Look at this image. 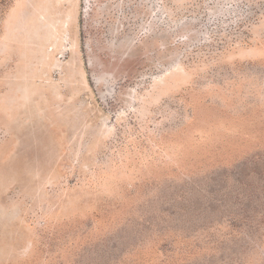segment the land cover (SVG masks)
<instances>
[{
  "label": "rangeland",
  "instance_id": "1",
  "mask_svg": "<svg viewBox=\"0 0 264 264\" xmlns=\"http://www.w3.org/2000/svg\"><path fill=\"white\" fill-rule=\"evenodd\" d=\"M0 264H264V0H0Z\"/></svg>",
  "mask_w": 264,
  "mask_h": 264
},
{
  "label": "flooded vegetation",
  "instance_id": "2",
  "mask_svg": "<svg viewBox=\"0 0 264 264\" xmlns=\"http://www.w3.org/2000/svg\"><path fill=\"white\" fill-rule=\"evenodd\" d=\"M91 81L96 84H99L100 81H102L101 83L103 84V93L105 95L111 96L115 93L116 86L111 83L109 77H103L101 79V77L94 75Z\"/></svg>",
  "mask_w": 264,
  "mask_h": 264
}]
</instances>
